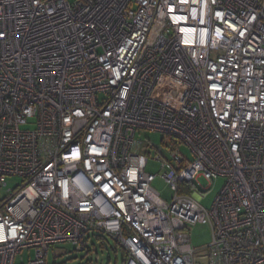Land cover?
Masks as SVG:
<instances>
[{"label":"built area","instance_id":"obj_1","mask_svg":"<svg viewBox=\"0 0 264 264\" xmlns=\"http://www.w3.org/2000/svg\"><path fill=\"white\" fill-rule=\"evenodd\" d=\"M7 176L21 184L0 197V264H47L96 232L122 264H195L197 223L207 264H264V0H0ZM199 176L224 179L208 209Z\"/></svg>","mask_w":264,"mask_h":264},{"label":"rangeland","instance_id":"obj_2","mask_svg":"<svg viewBox=\"0 0 264 264\" xmlns=\"http://www.w3.org/2000/svg\"><path fill=\"white\" fill-rule=\"evenodd\" d=\"M30 127L33 124H29ZM25 128V127H23ZM141 137L146 142L148 141L153 148L162 146L163 136L157 132L142 131ZM153 148L151 150V157L148 159L146 171L155 175L152 187L158 191L161 197L167 202L170 201L172 192L161 178L162 171L156 162L152 160L154 156ZM178 149L180 156L191 161L192 155L190 149L184 145L179 144ZM5 185L0 187V197L6 196L8 190H13L15 187L21 184V179L18 176H7L5 179ZM224 184V179L219 177L217 179L207 180L203 176H199L193 181L195 188L203 193V197L200 199V204L205 208H210L216 194L219 192ZM188 233L190 236V244L195 253V264H207L203 259L205 254V247L211 241L210 228L207 224L197 223L193 226H189ZM105 246L102 247L98 242L89 244V252L79 251L72 247L70 244L62 243L54 245L50 248L47 255V264H122L124 259L123 250L119 245H116L114 240L105 235ZM35 251L33 249L29 251L23 250L16 256L17 263H24L28 261V258H33ZM21 258L23 259L21 261Z\"/></svg>","mask_w":264,"mask_h":264},{"label":"trees","instance_id":"obj_3","mask_svg":"<svg viewBox=\"0 0 264 264\" xmlns=\"http://www.w3.org/2000/svg\"><path fill=\"white\" fill-rule=\"evenodd\" d=\"M93 241H94V242H98L100 246L104 247V246H105V244H104V242H105V235H104L103 233L96 232V233H94V234H92V235L90 236L89 244H92ZM115 243H116V242H115ZM116 245H118V244L116 243ZM89 246H90V245H89ZM89 246L87 247V250H85V252H89ZM119 246H120V245H119ZM120 247H121V246H120ZM121 248H122V247H121ZM122 250H123V254H124V258H125V256H126V252H125V250H124L123 248H122ZM123 261H124V259H123ZM123 261H122V262H123Z\"/></svg>","mask_w":264,"mask_h":264}]
</instances>
